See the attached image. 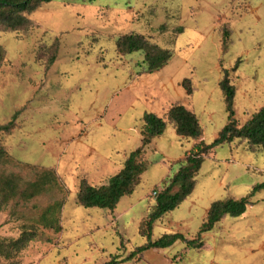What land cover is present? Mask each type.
Segmentation results:
<instances>
[{"label":"rangeland","instance_id":"obj_1","mask_svg":"<svg viewBox=\"0 0 264 264\" xmlns=\"http://www.w3.org/2000/svg\"><path fill=\"white\" fill-rule=\"evenodd\" d=\"M26 18L28 31L0 32V126L13 122L9 134L0 133L8 157L0 175L27 183L51 170L58 182L0 209V240L33 235L21 251L0 256V264H264V189L242 216H226L202 234L200 250L179 240L119 262L164 235L197 237L211 203L245 198L264 182V151L238 141L216 147L203 157L189 197L156 221L148 237L155 192L194 144L209 145L226 124L223 72L235 88L239 125L264 105V0H52ZM125 34L171 51V59L144 73L143 53L116 48ZM53 46L56 60L45 67L36 52ZM176 104L195 114L201 138L181 139L169 124L144 149L149 166L131 195L113 211L79 206L82 180L107 184L140 146L143 115L165 118ZM57 202L59 231L40 220Z\"/></svg>","mask_w":264,"mask_h":264},{"label":"trees","instance_id":"obj_2","mask_svg":"<svg viewBox=\"0 0 264 264\" xmlns=\"http://www.w3.org/2000/svg\"><path fill=\"white\" fill-rule=\"evenodd\" d=\"M52 0H0V32H26L31 27V21L26 18L27 14L32 13L43 4ZM182 28L176 29V34ZM221 41L222 52L227 49V31H223ZM56 45V44H55ZM116 48L119 53H143L144 73L152 74L160 71L171 59L172 53L167 49H162L150 43L143 36L136 34H125L117 38ZM56 46L46 50H37L36 60L43 61L45 67L50 66L56 60ZM4 52L0 46V65L3 61ZM187 83V94H191L190 82ZM219 89L223 95L227 121L223 128L217 133L212 143L205 145L203 142L194 144L191 151L183 161L178 162L176 172L164 181L165 186L160 191L155 192L154 203L149 209L145 221V229L150 237L153 225L162 219L165 214L173 211L182 201L192 193L195 186V176L199 171L203 157L208 155L214 148L233 141L245 142L247 148L264 151V105L254 112L244 124L239 123L234 118L233 100L235 88L231 84L226 71L219 82ZM172 124V128L177 137L185 140H198L202 136V128L195 114L186 109L181 104L171 106L165 112V118L158 117L152 113H145L142 117L140 131V146L129 153L124 161L122 169L109 178L107 184L95 187L82 180L77 196V204L83 208H100L113 211L120 199L132 194L134 187L137 186L141 175L147 170L149 163L143 158L144 149L156 139L163 135L166 127ZM13 122L0 126V133L9 134L12 130ZM8 157L2 147H0V165L6 163ZM58 178L51 170L42 171L32 182L22 183L21 179L15 175H0V209L5 207L10 201L20 199L28 202L30 199L42 194L47 187L56 184ZM23 185H22V184ZM264 189V182L252 188L250 195L238 200L228 198L222 201H215L210 204L205 219L199 229L197 237L185 239L183 235L174 233L164 235L160 239L138 248L125 259L132 260L135 254L140 258L141 253L146 249H165L176 241L185 243L186 248L200 250L203 247L201 235L210 232L214 226L226 216L237 218L242 216L247 208L252 204L250 198ZM62 202H57L53 206L46 208L41 214L40 220L43 225L59 231V215ZM32 233L22 232L14 240H0V256L9 258L12 252H19L32 239ZM114 259L108 264H116Z\"/></svg>","mask_w":264,"mask_h":264}]
</instances>
